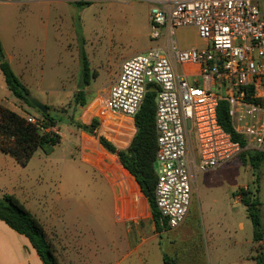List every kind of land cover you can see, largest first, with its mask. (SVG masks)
<instances>
[{
	"label": "rangeland",
	"instance_id": "1",
	"mask_svg": "<svg viewBox=\"0 0 264 264\" xmlns=\"http://www.w3.org/2000/svg\"><path fill=\"white\" fill-rule=\"evenodd\" d=\"M79 1L82 0H0L3 56L30 95L50 107L64 135L58 144L39 148L24 165L0 149V199L7 193L14 194L43 216L44 206L54 204L51 198L57 195L60 177L67 179V192L78 195L60 202L69 215L67 225L82 232L86 242H99L101 260L105 257L107 263L106 251L110 250L115 252L116 264H129L131 260L124 259V255L133 246L135 236L127 233L124 223L108 226L111 214L109 217L103 214V209L111 211L107 199L91 200L85 196L108 191L101 175L83 161L80 135L70 132L78 133L72 122L73 114L82 112L75 93L82 84L87 60L91 86L84 88L89 110L92 105L91 111L95 110L101 95L91 100L97 89L104 85L100 90L104 93L122 61L134 53L162 45L164 39L162 35L151 36L150 11L154 0H83L86 4ZM160 31L162 34L163 29ZM177 39L183 48L206 45L193 26L179 28ZM4 80L0 68V102L22 115L42 120L41 111L20 100ZM77 107L80 111L73 110ZM258 170L235 160L221 168L195 173L186 221L175 231L164 232L161 238H150L140 249L151 251L149 264H166L162 253L177 264H235L242 253L251 251L253 224L234 192L241 187L254 190L259 187L264 230V162ZM140 196L147 200L142 191ZM148 207L150 210L149 204ZM144 231L151 236V224L145 223ZM255 244L262 247L264 241Z\"/></svg>",
	"mask_w": 264,
	"mask_h": 264
},
{
	"label": "built area",
	"instance_id": "2",
	"mask_svg": "<svg viewBox=\"0 0 264 264\" xmlns=\"http://www.w3.org/2000/svg\"><path fill=\"white\" fill-rule=\"evenodd\" d=\"M262 1L154 0L151 36L162 35L163 44L124 59L117 78L100 97L103 115L134 116L148 89H156L154 196L170 228L186 219L195 173L221 168L244 150L264 152ZM189 26L197 29L205 46L179 45L177 30ZM222 101L245 146L219 122ZM27 118L50 129L33 115Z\"/></svg>",
	"mask_w": 264,
	"mask_h": 264
},
{
	"label": "crops",
	"instance_id": "3",
	"mask_svg": "<svg viewBox=\"0 0 264 264\" xmlns=\"http://www.w3.org/2000/svg\"><path fill=\"white\" fill-rule=\"evenodd\" d=\"M119 70L120 67L106 88L117 78ZM22 74L25 73L23 72ZM190 81H194V77H192ZM88 86H91V83ZM103 87L104 85L97 89V95L91 100V102L103 94L100 93V90ZM88 106H90V103L82 106V112L79 115L75 116V114H73L74 119L72 122L75 123L77 129H79V134L75 132V130H70V132L80 135L81 145H79V148L82 159L89 167L93 168L101 175L107 186L108 193L102 195L88 193L85 194V196H88L91 200H99L101 197L104 200L107 199V201L110 202L111 211L109 209L108 211L103 209V214L104 216L111 214L112 219L107 223L108 226H114V223L116 222L124 223L127 233L135 236L136 239L134 244L133 246L130 245L127 251H125L124 259L129 258L131 260L129 264H149L151 256H153L151 251L147 248V251H140V249L143 248L150 238H161L164 232L175 231V229L179 228L181 224L177 228H170L168 226V229H162V231L156 229L151 208L149 210L148 207L149 201L146 196V201L140 196L142 190L138 181L123 166L118 154L109 151L100 141V137L103 136L108 139L117 150H126L137 132L134 116L124 114H109L105 116L99 111L98 107L95 109L96 111L93 110V112L91 110L94 106L92 105L90 110ZM73 110L80 111L78 107ZM93 118H97L99 121L94 132H90L79 126V124L90 125ZM54 129L59 132L62 138L64 137L58 126L54 127ZM237 160L238 159H236V161ZM67 181V179L60 177L59 183L57 184V195L51 198V201H53L54 204L44 206L45 213L43 216H41L35 209L31 208L28 203L23 202L44 224L48 237L54 244L57 257L62 264H116L114 258L115 252H109L110 250L106 251V263L105 257L102 260L98 257L100 246L98 245L99 242L97 240H89L86 242L82 232L75 227L67 225L66 218H68L69 215L67 214V211L63 209L64 205L60 202L78 196L67 192ZM238 198L240 199L239 196ZM42 212H44V210ZM189 212L186 217H188ZM145 223L151 224L153 228V234H151V236L144 231ZM253 243L251 251L242 253L235 264H257L254 256L257 254V247L261 244H255L257 242H255L254 239ZM171 244L175 245V239ZM135 254H137V258L133 257ZM164 254L162 253L163 260ZM0 264H44V261L38 254L37 250H35V247L32 245L29 238L11 228L1 219Z\"/></svg>",
	"mask_w": 264,
	"mask_h": 264
},
{
	"label": "trees",
	"instance_id": "4",
	"mask_svg": "<svg viewBox=\"0 0 264 264\" xmlns=\"http://www.w3.org/2000/svg\"><path fill=\"white\" fill-rule=\"evenodd\" d=\"M86 4V1H79ZM3 46L0 39V68L7 87L22 101L29 106H33L28 96L30 91L15 73L9 60L4 58ZM83 81L79 90L75 93L77 105L87 104V90L85 86L90 85V68L87 60L84 61ZM156 89L151 86L143 99L140 109L134 115L137 132L126 150H117L116 147L101 136V143L111 152L117 153L123 166L136 178L144 196L147 197L156 229L162 231L168 229L167 220L160 213L155 200V187L157 182V172L155 167L157 152V129H156ZM35 107V106H33ZM42 120L45 128L43 130L36 123L28 121L27 116L20 114L16 110L10 109L5 103L0 102V149L19 163L27 164L39 148H50L61 141V135L54 130L57 126V118L50 112L42 113ZM218 119L221 125L231 133L234 140L246 145L244 136L236 133L233 129L228 113V105L225 101L220 102L218 107ZM98 119L93 118L90 125H81L84 129L94 132L98 126ZM244 164H250L254 170L259 171L260 165L264 162V152H253L244 150L237 157ZM260 174L257 172L255 183H259ZM259 187H241L234 195L240 197L245 205L248 217L252 221L253 239L255 242L264 240L263 221L261 216V201L258 198ZM0 219L5 221L11 228L27 236L41 256L44 264H62L56 254L55 246L48 237L47 231L41 220L30 211L14 194H5L0 199ZM257 264H264V245L259 246L257 254L254 256ZM166 264H177L168 254H164Z\"/></svg>",
	"mask_w": 264,
	"mask_h": 264
},
{
	"label": "water",
	"instance_id": "5",
	"mask_svg": "<svg viewBox=\"0 0 264 264\" xmlns=\"http://www.w3.org/2000/svg\"><path fill=\"white\" fill-rule=\"evenodd\" d=\"M28 98L32 105L39 109L42 113L46 114L48 112V105L36 100L31 95H29Z\"/></svg>",
	"mask_w": 264,
	"mask_h": 264
}]
</instances>
